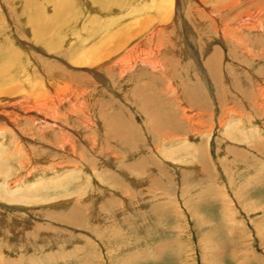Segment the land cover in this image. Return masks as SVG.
<instances>
[{
	"label": "rangeland",
	"instance_id": "374dc122",
	"mask_svg": "<svg viewBox=\"0 0 264 264\" xmlns=\"http://www.w3.org/2000/svg\"><path fill=\"white\" fill-rule=\"evenodd\" d=\"M8 1L0 47L17 54V83L31 68L59 102L51 114L0 107V175L22 178L16 193L1 187L20 202L0 196V256L264 264V0H128L118 15L70 0L42 42L25 3L44 1ZM73 205L82 225L66 219Z\"/></svg>",
	"mask_w": 264,
	"mask_h": 264
},
{
	"label": "bare ground",
	"instance_id": "6f19581e",
	"mask_svg": "<svg viewBox=\"0 0 264 264\" xmlns=\"http://www.w3.org/2000/svg\"><path fill=\"white\" fill-rule=\"evenodd\" d=\"M44 1V3L45 2H48L49 4H51L52 5V12L51 13H49L48 14V12H46V10H43L44 9V7H43V4H40V3H38V2H36V1H28L27 3H25V5H27V6H29V4H30V6H32L33 7V9L35 10V12L33 13V14H31V15H29V21L32 23V27H34V29H33V38L35 39V40H40L41 41V39H43V38H45L46 36H48L49 35V32L52 30V27H53V25H54V23L55 24H57L60 20H63L67 15H70V13L69 12H72V9H73V5H72V3H70V0H43ZM137 1V0H136ZM6 2H7V0H6ZM8 2H11L12 3V1L11 0H9ZM36 2V3H35ZM88 2V1H87ZM94 2V3H93ZM125 2L127 3V2H130V1H128V0H91L90 2H88L87 4L90 6H92V9H93V11H97V13H99V14H103V15H105L103 12H100V10L101 9H111V8H113V10L115 11V13L118 15L119 13H120V11L121 10H119L118 11V8H122L123 6H124V4H125ZM151 2V4H149L150 6H151V8H154L156 5H153V2L152 1H150ZM14 3V2H13ZM91 3V4H90ZM98 4V6H96V4ZM96 6V8H95V6ZM129 4V3H128ZM148 4V3H144V6L142 7V9H141V11H146V10H148V6H146V5ZM11 5H13V4H11ZM46 5V4H45ZM50 8V7H49ZM91 8V7H90ZM101 8V9H100ZM159 9H161V10H163V7H158ZM98 9H99V11H98ZM125 9H127V7H125V8H123L122 10H125ZM91 10V9H90ZM89 10V11H90ZM140 11V10H139ZM140 11V12H141ZM164 12H166L165 10H163ZM162 11V12H163ZM45 12H46V14H45ZM76 12H78L77 10H75L73 13H76ZM262 12H264V11H261V13ZM69 13V14H68ZM112 13V12H111ZM112 14H114V12L112 13ZM134 14V13H133ZM217 14V13H216ZM110 15V14H109ZM109 15H106L107 17L109 16ZM163 16H165V13L164 14H162ZM161 15V16H162ZM114 16V15H113ZM106 17V18H107ZM260 17V16H259ZM258 17V18H259ZM109 18H110V16H109ZM114 18V17H113ZM256 18V17H255ZM107 20V19H106ZM108 24L107 25H109V26H114V24L112 25V20L110 19H108V22H107ZM240 25V24H239ZM243 25H245L244 23H242V27H243ZM116 26V25H115ZM164 26H165V24H159V25H156V27L155 28H153V30H152V33L153 32H156L157 31V29H158V31H159V33L160 32H162L163 30L162 29H164ZM260 27H262L261 26V24L259 25ZM264 26V25H263ZM110 28V27H109ZM114 28V27H113ZM160 28H162V29H160ZM245 28V27H244ZM253 28V27H252ZM264 28V27H263ZM230 29V28H229ZM232 29V28H231ZM251 29V28H250ZM263 30V29H262ZM109 31H110V29H109ZM122 32L121 33H125V35L127 36V35H129L128 33V31H127V29H125V30H121ZM106 32V31H105ZM144 32H146V31H144ZM144 32H142V34L144 33ZM264 32V31H263ZM110 33V32H109ZM227 33V32H226ZM228 33H229V31H228ZM227 33V34H228ZM142 34H141V36H142ZM147 34V33H146ZM146 34H145V36H146ZM150 34V33H149ZM155 34V33H154ZM139 35V34H138ZM137 35V37H136V39L138 40V38H141V39H143V36L142 37H139ZM106 36H107V34H106ZM105 36V37H106ZM125 36V37H126ZM149 35H147V37H148ZM153 37H155V36H153ZM47 38V37H46ZM54 40V39H53ZM90 40H92V41H94L93 40V38H87V37H85L84 39H82L81 41H84V43H85V46H86V43L87 42H89ZM129 40H131V39H129ZM71 40H69L68 41V44L70 45V42ZM152 41V40H151ZM42 42V41H41ZM54 43L56 42V41H53ZM53 42H50V44H54ZM139 42V41H138ZM137 42V43H138ZM72 43H73V41H72ZM71 43V44H72ZM90 43V42H89ZM142 43V42H141ZM140 43V45H141V47H143V45ZM135 44V43H134ZM133 44V45H134ZM8 45V44H7ZM123 45V44H122ZM161 45V44H160ZM94 48H93V46L90 48V49H87L86 48V50H84V52L83 53H85V54H87V53H93L94 51H96L97 50V48H100L99 46H96L95 44H94ZM101 46V45H100ZM51 47V46H50ZM135 47V46H134ZM137 47V46H136ZM135 47V48H136ZM160 47L161 46H159V44H158V49L160 50ZM5 48H6V45H4V47L3 46H1L0 47V107H1V105H4L5 106V110L4 111H6V110H9V109H11V108H16L17 110H20V111H22V110H26V108L27 107H30L31 106V108H33V109H35L36 111L37 110H42V111H46V112H48L49 114H51L52 113V111L53 112H55L56 111V109H57V107H56V102L58 103L59 102V99L57 100V99H55V97L52 95V94H50V93H48V89L49 88H46V80H44L43 79V81L42 82H40L39 80H37L35 77H34V74L32 73V71H31V68L29 69L28 68V71L27 72H25L24 70V72L25 73H23L22 71H20V72H22V73H20L19 74V76H20V78L21 79H23V82H21V83H17V81L19 80V77L16 75V73L15 74H13L12 73V67L14 66V65H16V64H18V62H17V54H13V47H12V45H9V50L8 51H6L5 52ZM52 48V47H51ZM132 48V47H131ZM130 48V49H131ZM139 48V47H138ZM53 49V48H52ZM136 50V49H135ZM142 50V49H141ZM93 51V52H92ZM133 52V51H132ZM89 53V54H90ZM134 53H135V51H134ZM133 54V53H132ZM131 54V55H132ZM130 55V56H131ZM134 55V54H133ZM132 55V56H133ZM138 55V54H137ZM115 56H117V55H115ZM118 56H119V54H118ZM136 56V55H135ZM135 56H133V57H135ZM128 57V55L126 56V58ZM118 57H114V56H112L111 58H108L107 60H105L106 62L107 61H109V63H112V64H115L116 65V63L118 62V61H120V60H118L117 59ZM125 58V57H124ZM136 58H137V56H136ZM132 59V58H131ZM123 60V59H122ZM121 60V61H122ZM134 60V59H133ZM120 61V62H121ZM129 61H130V59H129ZM82 62V61H81ZM125 62V61H124ZM131 63V62H130ZM146 63V62H145ZM119 64V63H118ZM120 64H122V66H124L125 64H126V66L128 65L127 64V59H126V62H125V64L124 63H120ZM124 64V65H123ZM114 65V66H115ZM60 74V73H59ZM50 74H46V76L44 75V77L45 78H49L50 79V77L51 76H49ZM51 78H53V80H54V76H52ZM48 79V80H49ZM52 81V80H51ZM52 85H54L55 86V84H52V82H51V84L49 83V86H51V88H53V89H55L56 88V86H55V88H54V86L52 87ZM59 87H61V86H59ZM61 90H63L64 91V89H62L61 88ZM71 90V89H70ZM52 93V92H51ZM63 95H64V93H63ZM60 96H62V93H61V95ZM56 101V102H55ZM8 106V107H7ZM21 107H23V108H21ZM30 108V109H31ZM28 110H29V108H27ZM9 112V111H8ZM8 112H4V113H1L2 115H3V117H5L6 119H9V114H8ZM28 112V111H27ZM39 112V111H38ZM57 115V114H56ZM54 117H56V116H54ZM47 119V118H46ZM56 119V118H55ZM10 120V119H9ZM35 120V119H34ZM36 121V120H35ZM38 121V120H37ZM40 122L43 124V125H45V123H47V122H49L48 120H45V121H42V120H40ZM37 123V122H36ZM13 125V124H12ZM0 133L2 134L3 132H2V130L0 129ZM69 137V136H68ZM66 144V143H65ZM71 149V148H70ZM73 149V148H72ZM65 151V150H64ZM70 153V152H69ZM36 157V156H35ZM63 166V165H62ZM30 169V168H29ZM22 172V171H21ZM33 172V171H32ZM6 173L7 172H5V176H6ZM30 173H28V175H29ZM31 175V174H30ZM27 176V175H26ZM29 177V176H28ZM7 178H9L8 176L7 177H5V178H3L2 179V176L0 175V196H1V194L2 195H4V198H3V201H4V199L5 200H7V201H10V203H12V202H20V201H18L19 199L17 198V200H16V198H11V199H8L9 197L7 196V195H5V194H3L2 192H1V187H5V185L6 186H9V188H10V191H13L14 193H16L17 192V190L16 189H14L17 185L19 186L20 185V183H22V178H21V180L18 178V180L16 181V180H14L15 182H12V181H10V179H7ZM24 178H25V176H24ZM24 180V179H23ZM8 181H10V182H8ZM26 181V180H25ZM28 188V187H27ZM20 190H23V189H21V188H19ZM7 191V190H6ZM6 196V197H5ZM15 197V196H14ZM18 197V196H17ZM3 201H2V203H3ZM4 205V204H3ZM75 205H73V207H72V209H71V211H69L68 213H67V216H66V219L67 220H69V221H73V223L72 222H70L71 224H75V225H82L81 223H80V219H81V217H80V219H77L76 218V214L78 213V208L77 207H74ZM16 207V206H15ZM18 207V206H17ZM101 206H99V208H100ZM9 208H10V205H9ZM102 208H103V206H102ZM90 209V208H89ZM96 210V209H95ZM93 212H94V210L93 211H91V213H90V216H91V214L93 215ZM96 212V211H95ZM83 214V213H82ZM56 216H58V215H56ZM84 217V216H83ZM79 218V217H78ZM3 219V218H2ZM82 221V220H81ZM3 223V222H2ZM6 227V226H5ZM17 230H20L21 228L20 227H15ZM23 228V227H22ZM35 233H31V235L33 236ZM21 237V236H20ZM19 238V237H18ZM30 238V237H29ZM28 238V239H29ZM21 239V238H20ZM23 239V238H22ZM25 239V238H24ZM26 240V239H25ZM1 247V246H0ZM25 247V246H24ZM3 250H0V254H2V253H4V251L2 252ZM3 255V254H2ZM223 255V254H222ZM235 255H237V254H235ZM234 256V255H233ZM147 257H149V255L147 254ZM235 257H237L236 259H238L239 257L238 256H235ZM255 258H256V256H255ZM244 260V259H243ZM9 259H8V257L7 256H0V263L1 264H4L5 262L7 263V264H10L9 263ZM12 261H14L13 259H12ZM240 261V259H238V262ZM188 262V264H192V262H190V261H187ZM5 263V264H6ZM187 264V263H186ZM242 264H244V261L242 262Z\"/></svg>",
	"mask_w": 264,
	"mask_h": 264
}]
</instances>
